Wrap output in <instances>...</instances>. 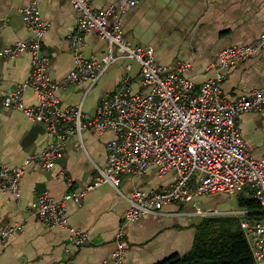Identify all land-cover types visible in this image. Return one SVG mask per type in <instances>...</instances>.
<instances>
[{
	"label": "built area",
	"instance_id": "built-area-1",
	"mask_svg": "<svg viewBox=\"0 0 264 264\" xmlns=\"http://www.w3.org/2000/svg\"><path fill=\"white\" fill-rule=\"evenodd\" d=\"M141 1L126 0L97 11L92 0H71L78 12L70 38L74 67L61 81L51 79V60L43 50L51 25L42 19L37 4L20 9L30 36L12 46L2 45L0 40V61L29 53L33 71L13 90H0V110L21 112L42 125L53 142L42 153L29 156L20 167L6 165L0 154V193L18 199L27 168L39 163L44 171H52L70 138L78 136L82 143L85 132L98 135L113 132L114 138L107 144V165L97 167L92 185L67 194L62 201L55 200L48 191L35 193L30 210L39 222L68 231L70 244L80 247L88 236L69 224L66 203H81L89 191L104 183L118 188L123 176L141 177L153 169L160 177L173 175V181L159 189H136L130 196L123 195L129 209L114 236L115 248L103 264H125L130 225L147 216L161 215L165 206L191 203L196 215L203 218L237 217L255 264H264V218L250 220L247 218L250 211L241 209L202 210L195 202L200 197L217 194L241 196L255 200L260 206L259 214H264V153L256 158L247 152L238 125L241 115L262 110L264 86L250 96L234 100L225 98L222 89L225 80L222 70L240 65L263 51L264 31L255 44L223 49L218 55L215 77L198 89L194 81L184 77L192 70L190 63L164 66L159 63L154 46L125 42L121 20L129 8ZM6 26L7 22L0 23V35ZM92 32L108 44L107 53L98 60L85 52V36ZM122 59L139 65L140 91L134 90L129 63L117 89L102 96L94 118H86L83 102L76 107L61 108V91L70 86H86L85 98L110 67ZM27 91L36 95L37 105L26 104ZM23 231L21 223L6 228L0 233V247Z\"/></svg>",
	"mask_w": 264,
	"mask_h": 264
},
{
	"label": "crops",
	"instance_id": "crops-1",
	"mask_svg": "<svg viewBox=\"0 0 264 264\" xmlns=\"http://www.w3.org/2000/svg\"><path fill=\"white\" fill-rule=\"evenodd\" d=\"M125 1L92 0V3L100 11ZM33 3L39 6L42 19L51 25L43 50L51 60V79L61 81L74 67L70 38L77 25L78 12L71 0H0V23L7 22L0 35L1 43L12 46L29 38L20 9ZM121 25L125 42L154 46L161 65L190 63L192 70L184 77L194 81L199 89L215 77L218 55L223 49L259 41L264 31V0H142L127 10ZM85 40L89 57L98 60L107 53V42L96 33L87 34ZM129 63L134 90L140 91L139 65L122 59L109 69L108 75L113 79L106 83V75L103 76L86 95L85 102L86 86H70L61 91V108L76 107L83 102L86 118H94L102 95L117 89ZM32 71L29 53L17 59L1 60L0 90H13ZM222 72L225 98L250 96L264 86V50ZM25 101L28 106L38 103L31 91L26 92ZM238 125L247 152L260 158L264 153V107L241 115ZM113 138V132L104 135L85 132L82 143L78 136L72 137L52 171H44L39 163L27 168L18 199L0 193V233L15 223L24 225L23 232L13 235L0 247V264H103L110 258L115 248L114 236L129 209L124 196H130L136 189H159L172 182L173 175L160 177L150 169L141 177L123 176L118 188L104 183L89 191L81 203L67 202L69 224L88 236V241L80 247L70 244L68 231L39 222L30 205L36 192L48 191L55 200L62 201L67 194L92 185L98 174L97 167L107 165V144ZM52 142L42 125L21 112L0 110V154L6 165L23 166L29 156L42 153ZM181 209L182 205L171 204L161 210V215L147 216L130 225L125 264H159L172 255L189 252L198 221L185 212L179 213Z\"/></svg>",
	"mask_w": 264,
	"mask_h": 264
},
{
	"label": "trees",
	"instance_id": "trees-1",
	"mask_svg": "<svg viewBox=\"0 0 264 264\" xmlns=\"http://www.w3.org/2000/svg\"><path fill=\"white\" fill-rule=\"evenodd\" d=\"M238 207L250 211V220L263 219L259 204L239 197ZM159 264H255L250 246L237 217H208L196 225L191 250L175 254Z\"/></svg>",
	"mask_w": 264,
	"mask_h": 264
},
{
	"label": "rangeland",
	"instance_id": "rangeland-1",
	"mask_svg": "<svg viewBox=\"0 0 264 264\" xmlns=\"http://www.w3.org/2000/svg\"><path fill=\"white\" fill-rule=\"evenodd\" d=\"M108 72H109V70H108ZM108 72L105 74L106 76L104 75L106 83L110 82L111 81L110 79H113L112 76L108 75L109 74ZM82 149H84V148H82ZM121 187H122V185H121ZM245 192L251 193L249 189H245ZM239 197L240 196H237L235 198H231V197H227V196L222 195V194H217V195H213V196L204 197L201 200L196 199L195 202L197 203V205L202 210H210V209L213 210L214 208H223V209H226L225 211H228V210L236 211L239 209V207H238V200H239L238 198ZM181 212H185L191 218L195 217L196 220L198 221V223L203 219V217L196 215L195 208H193L192 203L187 204V205H182V209L179 213H181ZM177 218L179 219V217H177Z\"/></svg>",
	"mask_w": 264,
	"mask_h": 264
}]
</instances>
